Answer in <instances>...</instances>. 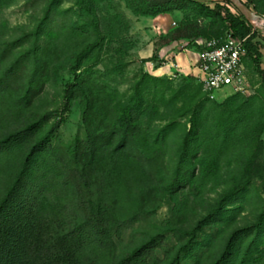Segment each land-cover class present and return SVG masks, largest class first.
<instances>
[{
	"label": "rangeland",
	"instance_id": "1",
	"mask_svg": "<svg viewBox=\"0 0 264 264\" xmlns=\"http://www.w3.org/2000/svg\"><path fill=\"white\" fill-rule=\"evenodd\" d=\"M193 1L211 9L221 5L241 15L227 0ZM241 1L261 18L251 27L264 43V0ZM166 9L183 12L177 31L187 39L181 49L187 54L197 53L198 42L220 37L227 29L220 19L212 23L196 6L180 0H0V51H11L5 54L0 73L34 45L39 54L48 56L51 73L27 112L13 106L15 99L0 96V138L54 113L43 128L46 132L59 125L54 144L70 148L84 140L81 92L77 90L71 99L66 96L77 77L86 78L93 87H109V97L125 107L140 95L138 121L146 147L136 143L114 157L113 186L120 215L123 219L140 215L126 231L122 249L130 250L162 231H167L170 247H178L187 238L174 232L194 229L224 201L221 214L200 233L192 264L212 263L233 233L249 229L237 242L241 258L264 215V77L251 64L248 93L211 97L196 74H150L151 62L134 53L127 14ZM89 45L91 51L79 61L78 55ZM31 58L25 64L24 79L33 70ZM31 143L15 157L5 158L3 185L14 173L13 163ZM112 152L109 146L101 154L106 163ZM177 173L182 182L173 189ZM55 196L67 200V194L58 190ZM259 241L250 264H264V230Z\"/></svg>",
	"mask_w": 264,
	"mask_h": 264
},
{
	"label": "trees",
	"instance_id": "2",
	"mask_svg": "<svg viewBox=\"0 0 264 264\" xmlns=\"http://www.w3.org/2000/svg\"><path fill=\"white\" fill-rule=\"evenodd\" d=\"M180 1L196 6L212 23L220 19L226 31L231 30L234 36H250L247 43L250 63L264 77L260 43H252L258 35L252 31L249 21L221 5L211 9L193 0ZM168 12L171 11L166 9L137 15ZM49 16L50 12L45 20ZM92 47L84 49L78 60L82 61ZM38 51V45H34L0 73V96L15 99L13 106L21 112L31 109L51 76L48 56ZM8 52H11L8 48L0 51V64ZM30 56L33 70L24 79L25 64ZM156 59L154 56L144 62ZM53 71L56 73V69ZM108 88L90 86L84 77H77L76 83L70 85L68 99L73 98L77 90L81 92L87 133L84 140H77L70 148L53 143L58 124L43 131L44 124L54 113H47L38 121L28 123L24 130L0 138V264H192L200 245V233L221 214L224 201L194 229H177L174 232L177 237L187 238L178 247H170L167 231H162L130 250L122 249L126 231L140 220V215L128 219L120 215L113 186L114 157L136 143L146 147L147 142L142 139L144 131L138 121L141 96L125 107L109 97ZM29 142L32 143L23 157L14 161V173L9 182L3 185L5 158L15 157ZM109 146L113 147V152L106 163L101 154ZM187 146L186 142L185 148ZM181 182L177 173L172 188L176 189ZM55 190L66 193L68 201L64 202L61 196L53 199ZM257 229V236L241 258H238L237 242L249 229L233 233L220 256L210 264H250L261 244L264 215Z\"/></svg>",
	"mask_w": 264,
	"mask_h": 264
},
{
	"label": "crops",
	"instance_id": "3",
	"mask_svg": "<svg viewBox=\"0 0 264 264\" xmlns=\"http://www.w3.org/2000/svg\"><path fill=\"white\" fill-rule=\"evenodd\" d=\"M130 22V34L135 43L134 53L142 60L156 56L149 73L155 77H163L173 73L196 74L194 64L197 53L184 50L187 39L180 37L178 25L184 18L182 11H173L158 15H137L133 12L127 14ZM262 52L261 67L264 70L263 42L257 38ZM162 62V66H159Z\"/></svg>",
	"mask_w": 264,
	"mask_h": 264
},
{
	"label": "built area",
	"instance_id": "4",
	"mask_svg": "<svg viewBox=\"0 0 264 264\" xmlns=\"http://www.w3.org/2000/svg\"><path fill=\"white\" fill-rule=\"evenodd\" d=\"M249 38L236 37L227 30L222 37L198 42L200 50H197L194 69L203 89L211 97L248 93Z\"/></svg>",
	"mask_w": 264,
	"mask_h": 264
},
{
	"label": "water",
	"instance_id": "5",
	"mask_svg": "<svg viewBox=\"0 0 264 264\" xmlns=\"http://www.w3.org/2000/svg\"><path fill=\"white\" fill-rule=\"evenodd\" d=\"M233 6L240 12V14L250 23H254L261 19L257 14H255L251 9L245 6L241 0H229ZM264 21V19H262Z\"/></svg>",
	"mask_w": 264,
	"mask_h": 264
},
{
	"label": "bare ground",
	"instance_id": "6",
	"mask_svg": "<svg viewBox=\"0 0 264 264\" xmlns=\"http://www.w3.org/2000/svg\"><path fill=\"white\" fill-rule=\"evenodd\" d=\"M254 23H256V24H257V23H258V21L254 22Z\"/></svg>",
	"mask_w": 264,
	"mask_h": 264
}]
</instances>
